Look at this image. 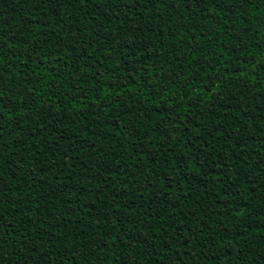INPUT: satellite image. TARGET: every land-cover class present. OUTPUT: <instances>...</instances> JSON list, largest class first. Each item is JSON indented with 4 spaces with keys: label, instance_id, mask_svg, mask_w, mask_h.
I'll use <instances>...</instances> for the list:
<instances>
[{
    "label": "trees",
    "instance_id": "trees-1",
    "mask_svg": "<svg viewBox=\"0 0 264 264\" xmlns=\"http://www.w3.org/2000/svg\"><path fill=\"white\" fill-rule=\"evenodd\" d=\"M0 264H264V0H0Z\"/></svg>",
    "mask_w": 264,
    "mask_h": 264
}]
</instances>
